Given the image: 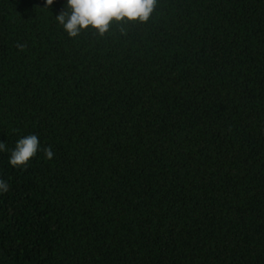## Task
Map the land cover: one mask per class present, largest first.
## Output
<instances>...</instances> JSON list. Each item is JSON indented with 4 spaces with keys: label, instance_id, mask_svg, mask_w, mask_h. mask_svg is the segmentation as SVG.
Instances as JSON below:
<instances>
[{
    "label": "trees",
    "instance_id": "trees-1",
    "mask_svg": "<svg viewBox=\"0 0 264 264\" xmlns=\"http://www.w3.org/2000/svg\"><path fill=\"white\" fill-rule=\"evenodd\" d=\"M66 3L0 0V264H264V0L75 39Z\"/></svg>",
    "mask_w": 264,
    "mask_h": 264
},
{
    "label": "clouds",
    "instance_id": "clouds-1",
    "mask_svg": "<svg viewBox=\"0 0 264 264\" xmlns=\"http://www.w3.org/2000/svg\"><path fill=\"white\" fill-rule=\"evenodd\" d=\"M54 0H46L52 6ZM158 0H67L66 10L55 18L70 38H77L83 32L94 31L104 37L113 24H146L156 11ZM123 32L124 29L121 28ZM20 50L24 45L17 44ZM6 150V143L0 142V151ZM40 150L37 135L31 134L19 139L11 151L9 163L16 168H26L29 161ZM45 158L51 160L54 152L51 146L43 149ZM9 185L0 179V194L7 193Z\"/></svg>",
    "mask_w": 264,
    "mask_h": 264
}]
</instances>
